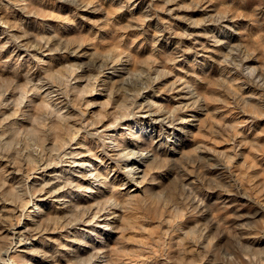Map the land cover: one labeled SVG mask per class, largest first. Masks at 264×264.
I'll list each match as a JSON object with an SVG mask.
<instances>
[{"label": "rangeland", "instance_id": "374dc122", "mask_svg": "<svg viewBox=\"0 0 264 264\" xmlns=\"http://www.w3.org/2000/svg\"><path fill=\"white\" fill-rule=\"evenodd\" d=\"M97 263L264 264V0H0V264Z\"/></svg>", "mask_w": 264, "mask_h": 264}, {"label": "bare ground", "instance_id": "6f19581e", "mask_svg": "<svg viewBox=\"0 0 264 264\" xmlns=\"http://www.w3.org/2000/svg\"><path fill=\"white\" fill-rule=\"evenodd\" d=\"M155 106V105H154ZM150 114H153L150 113ZM159 116V115H158ZM157 115H154L151 117L152 121L151 122H148L146 125H144V127L142 126L141 127V130L143 131L142 133L143 134H146V133H150L153 129V126H154V122L158 121L157 120ZM162 117V116H161ZM180 122V121H179ZM170 125V124H169ZM177 126V125H176ZM126 127V126H124ZM180 128V127H179ZM177 129V128H176ZM174 136V135H173ZM173 142V141H172ZM139 147V146H137ZM132 148V147H131ZM136 146H134V148L132 149H129L127 151H124L122 153V162H121V166L125 172V174L130 177V178H133L136 180L137 183H139L140 181H142L144 175H145V169L144 168H140V165H142L147 159L150 158V154L148 153V151H145V152H138V150L140 149H135ZM141 148V147H140ZM112 150V149H111ZM113 161V160H112ZM76 163L82 167H85L87 164L90 163V161H88V159H78L76 161ZM86 169V168H85ZM90 171L89 172H93L92 169H89ZM84 173V172H83ZM97 173V172H96ZM96 173H94V175H96ZM87 179H89L90 176H86ZM100 179V178H99ZM101 182V181H100ZM102 183V182H101ZM140 184H137L134 189H137V187H139ZM134 192V191H133ZM98 196V195H97ZM112 221V220H111ZM114 221V220H113ZM107 223H110V221H105V224ZM108 225V224H107ZM110 225V224H109ZM111 226V225H110ZM107 227V226H106ZM21 230L18 229V230H14V232H17L19 233ZM22 237V236H21ZM23 239V238H22ZM21 243V242H19ZM17 244V243H16ZM13 246V245H12ZM96 263V262H95ZM98 264V263H97Z\"/></svg>", "mask_w": 264, "mask_h": 264}]
</instances>
